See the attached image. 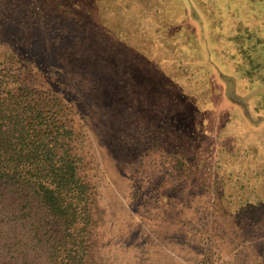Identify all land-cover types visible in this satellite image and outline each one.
<instances>
[{
	"label": "trees",
	"instance_id": "1",
	"mask_svg": "<svg viewBox=\"0 0 264 264\" xmlns=\"http://www.w3.org/2000/svg\"><path fill=\"white\" fill-rule=\"evenodd\" d=\"M86 1L0 0V206L3 207L4 202L13 203V198L21 201L18 208H10L13 216L6 236L10 242V236L15 237L16 232L11 226L14 221L26 230L31 240L25 244V249L16 247L24 245V241L7 245V251L12 254L10 264L16 259L14 256H21L24 264H44L40 261L44 256H47L46 264H89L94 255L96 189L85 176L86 155L76 144L81 130H77L76 103L81 100L80 92L77 96V85L83 84L79 83L82 77L87 82L88 71L98 70L96 55L101 54V45L96 38L99 20L94 19V11L83 8ZM195 2L204 12L201 22L211 19L205 24H208L213 60L217 62L213 68L218 71L220 80L240 85L236 74L241 71L249 91H254L256 98L250 102L242 97L245 93L240 90H227L226 87L223 90L204 84V87L190 88L195 93L192 96H199L206 113L212 107L216 93L220 92L222 97L229 93L246 110L244 116L248 121L264 123V16L261 15V21L256 17L260 24L254 25L246 22L243 14L238 16L234 12L237 7L241 13L243 10L250 11V15L254 10L262 13L264 0H193V5ZM181 3L185 4L178 1ZM222 5L227 9L225 15L220 11ZM166 9V6L162 7L165 12ZM194 12L197 13L193 9ZM87 13L94 20L90 29ZM171 17L178 22L182 18L175 11ZM220 36L224 46L231 50L229 57L236 63L233 71L228 64L226 67L221 65L215 51ZM186 41L190 44L189 39ZM105 57L103 70L114 63L129 65L124 55L110 53ZM172 61L175 63L174 59ZM55 71L63 72L65 78L72 80L74 89L71 92L67 86L54 81ZM194 79L190 76L187 83ZM172 90L173 87L170 92ZM174 93L171 92L170 97ZM192 96L186 93L187 99ZM205 119L198 125L200 130L181 119L180 129L175 131L172 130L174 120L167 125L158 120L160 129L152 134L145 133L144 140L157 155L168 161L167 167L158 169L168 177L167 185L175 187L173 190L179 189L180 194L185 190L186 197L181 198L178 205L180 213L183 212L181 220L192 230L191 235L198 233L199 238L208 239L210 244L216 237L221 242L220 249L235 246L230 257L237 260L241 254L238 243L243 238V242L248 241L252 232L253 235L259 233L252 231L254 223L260 227L262 223L264 228L261 184L259 179H254L258 173L246 169L241 173L238 171L237 188L234 189L235 183L231 188L227 179H223L225 172L208 162L212 158L198 155L199 149L210 141L203 136L211 128L205 125ZM181 137L187 142L183 143ZM247 151L251 150L248 148ZM232 155L237 154L232 151ZM196 156H199L198 161ZM220 162L217 161V166ZM228 176L234 175L229 173ZM237 196L242 200H237ZM174 205L173 199L167 201L165 211L169 212ZM221 217L225 220L217 224ZM234 217L240 222L246 219L245 227L251 225L248 236L241 237L234 228L237 223ZM230 219L235 223L229 224ZM4 223H0V242L5 239L6 230L1 226ZM260 243L256 248L258 260ZM258 262L264 264L261 260ZM224 263L230 262L225 259ZM0 264H3L1 260Z\"/></svg>",
	"mask_w": 264,
	"mask_h": 264
},
{
	"label": "rangeland",
	"instance_id": "2",
	"mask_svg": "<svg viewBox=\"0 0 264 264\" xmlns=\"http://www.w3.org/2000/svg\"><path fill=\"white\" fill-rule=\"evenodd\" d=\"M178 1L181 0H87L82 5L85 10L96 13L94 19L99 20L96 38L101 45V54L96 55L95 63L98 70L88 71L87 82L82 77L79 83L83 84L77 85L76 92L78 97L80 92L81 98L77 102L79 105L76 103L77 130L81 129L76 144L86 155L83 171L95 185L98 204L93 226L95 250L89 264H258L259 260L264 263L262 223L261 227L254 223L252 231L259 233L253 235L251 225L245 227L246 219L240 222L237 217L233 218L237 222L233 226L241 237L252 234L248 241L243 242V238L238 243L241 254L237 260L230 257L235 246L220 249L221 242L216 237L210 244L208 239L199 238L198 233L191 235L192 230L181 220L183 212L180 213L178 205L179 200L186 197L185 190L180 194L179 189L173 190L175 187L167 185L170 182L168 177L158 169L167 167L168 161L165 162L144 140L145 133L152 134L160 129V123L167 125L174 120L172 130L175 131L180 129V120L183 119L200 130L198 125L206 118L205 125L211 128L203 136L210 141L199 149L201 153L198 155L211 157L208 162L225 172L223 179H227L231 188L235 183L234 189L239 183L238 171H256L258 174L254 179L260 180L261 200L264 199V123L248 121L246 110L229 93H225V97L216 93L212 107L204 113L203 103L198 95L192 96L195 93L191 90L198 85L223 90L226 87L227 90L244 92L242 97L250 102L255 101L256 94L249 91L241 71L236 74L241 86L233 81L220 80L218 71L213 68L217 62L213 60L208 24H205L211 19L201 22L204 12L196 2L193 5V0H182L185 4H178ZM163 6L167 7L166 12L162 10ZM222 7L220 11L225 15L227 9L224 5ZM193 9L197 13H193ZM173 11L182 16L180 22L171 17ZM234 12L238 16L243 14L246 22L254 25L260 24L256 17L261 21V15L264 16V11L254 10L255 15H250V11L241 13L237 7ZM89 13L86 17L90 29L94 20L89 18ZM188 39L190 44L186 41ZM224 44L220 36L215 51L221 65L226 67L228 64L233 71L236 63L229 57L231 50ZM110 53L124 55L129 65L114 63L103 70L105 56ZM63 74L55 71L54 81L67 86L71 92L74 89L72 80ZM190 76L195 79L187 83ZM171 87V92L175 93L170 97ZM186 93L192 97L187 99ZM182 140L187 142L184 138ZM232 151L237 154L235 157ZM198 158L196 156L197 161ZM217 161H221L220 166ZM229 173L234 176H228ZM236 198L242 200L239 196ZM172 199L175 205L166 212V203ZM8 203L0 206V223L5 222L1 226L6 230L4 241L0 242L3 264L6 261L10 264L9 243L24 241V245L16 247L25 249V244L31 242L26 230L14 221L11 226L16 235L10 236L11 242L7 239L9 220L13 216L10 208H18L21 201L13 198V203ZM263 213L264 207H261V215ZM224 220L221 217L217 224ZM234 220L230 219L229 224H234ZM258 242L261 244L259 260L256 258ZM14 257L13 264H24L21 256ZM46 258L44 256L40 261L46 264ZM225 259L230 263H224Z\"/></svg>",
	"mask_w": 264,
	"mask_h": 264
}]
</instances>
